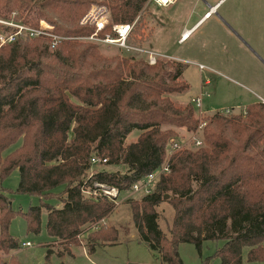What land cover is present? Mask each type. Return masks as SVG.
<instances>
[{
	"label": "trees",
	"instance_id": "obj_1",
	"mask_svg": "<svg viewBox=\"0 0 264 264\" xmlns=\"http://www.w3.org/2000/svg\"><path fill=\"white\" fill-rule=\"evenodd\" d=\"M91 2L105 4L0 0V17L21 11L26 22L36 25L43 18L58 34H88L95 25L79 23L76 10ZM145 2L111 0L106 5L112 20L131 21ZM134 30L129 40L147 47L145 37L135 38ZM100 45L62 39L51 47L48 37L0 45V251L7 258L20 245L9 229L14 216L22 214L30 231L40 228L41 204L15 209L3 185L14 169L20 171L19 192L45 198L63 186L59 205L42 202L47 232L67 248L88 232L85 244L92 251L100 241L116 240L118 233L117 227L102 225L116 197L94 183L126 190L164 162L167 143L178 136V127H185L199 130L203 144L172 151L168 171L160 173L153 191L132 200L139 238L158 252L160 264H184L179 242L200 249L204 239H223L215 251L218 264H264V101L251 102L237 113L213 112L199 128L194 104L169 96L189 86L180 80L183 62L159 58L149 63L144 55L120 47V54L105 55ZM133 128L139 134L125 143ZM93 155L127 168L88 173L97 163L91 161ZM87 187L95 194L86 195ZM164 197L173 208L167 232L155 210ZM6 258L0 264H9Z\"/></svg>",
	"mask_w": 264,
	"mask_h": 264
},
{
	"label": "rangeland",
	"instance_id": "obj_2",
	"mask_svg": "<svg viewBox=\"0 0 264 264\" xmlns=\"http://www.w3.org/2000/svg\"><path fill=\"white\" fill-rule=\"evenodd\" d=\"M102 1L106 4L111 0ZM229 2L230 0H227L224 4ZM93 3L95 2L80 4L76 10V16L81 15ZM256 4H264V0H260ZM140 13V20L134 30L135 38H138L139 35L146 37L150 28V12L145 8ZM24 14L21 15L25 17L26 14ZM49 14L54 15L55 12L52 11ZM207 24L208 22L200 26L185 43L174 44L176 47L174 50H181L182 57L161 58L183 62L184 69L180 80H185L189 84L187 90L172 92L169 96L177 103L189 104L191 97L200 95V108L207 112L199 117L208 116L213 113V110L223 108H231L232 113H237L252 101L260 100L258 95L264 97V29L258 30L253 26L251 36L247 34L246 38H240L245 47L236 48L231 52L224 51L217 55L209 50L214 44L212 33L202 37L203 29H206ZM100 51L105 55H113L120 54L122 49L115 45L101 44ZM199 64L203 65L202 69L199 68ZM206 77L210 81L202 86L201 80ZM195 112L196 115L198 113L196 106ZM138 133L139 129L133 128L126 135L124 142L136 139ZM177 133L183 137H187L189 134L185 127H178ZM19 143L20 141L11 144L4 153L14 149ZM122 166L123 164L93 163L88 169V173L99 168L109 170L120 168L121 171L124 169ZM19 180L20 171L18 168L2 179L13 207L27 211L30 205L41 204V221L39 230L34 232L28 229L27 219L22 214L13 217L9 229L18 239L20 245L7 258V255L0 251V258H6L9 264H129L130 262L160 264L158 252L150 249L139 238L131 218L130 203L132 200H139L143 195L141 192H131L127 188L118 193L115 198L114 210L102 221V225L107 228L111 225L118 228L117 239L108 242L100 241L94 250L87 251L85 243L89 235L88 232L80 236L81 240L78 244H72L68 248L59 240H54V237L47 232V209L43 203L59 205L60 200L57 195L61 193L63 186L55 187L52 190V195L41 198L36 194L17 191ZM94 184L100 190L110 187L106 184ZM91 190L90 187H87L84 193L86 195L95 194ZM155 210L158 213L160 227L167 232L173 217V208L167 201V197H164L155 206ZM222 243L223 239H204L198 249L194 243L182 241L178 244V252L184 264H200L202 260L206 259L208 260L207 264H218L219 257L215 251Z\"/></svg>",
	"mask_w": 264,
	"mask_h": 264
},
{
	"label": "crops",
	"instance_id": "obj_3",
	"mask_svg": "<svg viewBox=\"0 0 264 264\" xmlns=\"http://www.w3.org/2000/svg\"><path fill=\"white\" fill-rule=\"evenodd\" d=\"M226 1L173 0L160 5L146 0L145 8L151 17L150 28L145 37L147 47L169 58L182 57L181 50H174V44L185 43L206 22L210 24L203 29L202 37L212 33L214 44L209 50L213 54L219 55L224 51L231 52L245 47L241 37L246 38L247 34L251 36L253 26L258 30L264 29V4H256L260 0H230L228 4H224ZM185 31L187 34L182 37ZM258 97L261 98L260 101H264L263 96ZM122 167L124 169L121 171L127 168L125 164Z\"/></svg>",
	"mask_w": 264,
	"mask_h": 264
},
{
	"label": "built area",
	"instance_id": "obj_4",
	"mask_svg": "<svg viewBox=\"0 0 264 264\" xmlns=\"http://www.w3.org/2000/svg\"><path fill=\"white\" fill-rule=\"evenodd\" d=\"M157 4L165 5L173 0H152ZM208 13V12H207ZM140 17V14H137L136 17L131 21H114L112 20L111 12L109 7L106 4H97L93 3L86 9L83 14L78 18V22L81 24H94L95 28L91 33L88 34H80V35H61L52 30L53 25L43 19L40 18L36 25L30 24L22 18L18 11H14L10 17H0V25L2 30L0 32V45L14 41L16 39H31L36 37H48L50 39V46L53 47L57 42L62 39H78L83 41H93L100 44L105 45H115L120 48H124L126 50H130L137 54L144 55V58L149 63H154L159 58H164V54L153 50L149 47H146L138 42L130 41L129 37L132 34V31L135 28V25ZM107 30L100 34L101 30ZM185 31L182 34V37L186 35ZM203 65L199 64V68L202 69ZM202 86L208 84L210 79L208 77L201 80ZM190 102L194 104V106L198 107V113L196 114L203 115V113L207 112L200 108L201 106V96L197 95L195 97L190 98ZM213 112H223L230 113L231 108H223L218 110H213ZM204 116H200V124L199 128H201L205 124ZM187 137H183L178 134L176 138H172L169 140L166 146V157L164 162L154 170L148 172L144 176L140 177L136 181H134L129 187V191L131 192H141L142 194L150 193L153 191V186L157 181L159 175L163 171H168V158L172 151L186 146V147H196L203 144V139L199 130L197 131H189ZM106 157H100L97 155H93L91 157L92 162L104 163L106 162ZM101 185H105L103 183H99ZM103 193L108 196L117 197L119 191L116 187L110 186L107 188H102Z\"/></svg>",
	"mask_w": 264,
	"mask_h": 264
},
{
	"label": "water",
	"instance_id": "obj_5",
	"mask_svg": "<svg viewBox=\"0 0 264 264\" xmlns=\"http://www.w3.org/2000/svg\"><path fill=\"white\" fill-rule=\"evenodd\" d=\"M129 264H148V263H144V262H130Z\"/></svg>",
	"mask_w": 264,
	"mask_h": 264
}]
</instances>
